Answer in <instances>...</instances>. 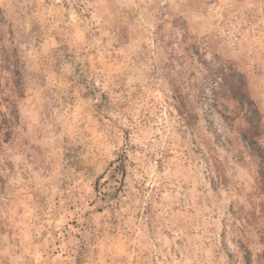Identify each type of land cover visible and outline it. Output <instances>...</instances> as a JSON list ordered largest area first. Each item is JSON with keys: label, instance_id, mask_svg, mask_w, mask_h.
<instances>
[{"label": "rangeland", "instance_id": "obj_1", "mask_svg": "<svg viewBox=\"0 0 264 264\" xmlns=\"http://www.w3.org/2000/svg\"><path fill=\"white\" fill-rule=\"evenodd\" d=\"M0 264H264V0H0Z\"/></svg>", "mask_w": 264, "mask_h": 264}, {"label": "trees", "instance_id": "obj_2", "mask_svg": "<svg viewBox=\"0 0 264 264\" xmlns=\"http://www.w3.org/2000/svg\"><path fill=\"white\" fill-rule=\"evenodd\" d=\"M207 70H208V72L204 74V79L206 81H209L212 77L218 76L217 73H220V77H223L224 81H226V82L228 81V75L226 73H224L221 68H210V67H208ZM227 88L229 90V94H230V97L232 99H237L241 103H244L243 99H242L245 96L244 92H242L238 87H235L231 82ZM254 113H256V110ZM246 135L247 134L244 133V136H246ZM248 139H249V143L252 144V146H253V143L254 144L256 143L255 139L253 140V138H250V137H248Z\"/></svg>", "mask_w": 264, "mask_h": 264}]
</instances>
